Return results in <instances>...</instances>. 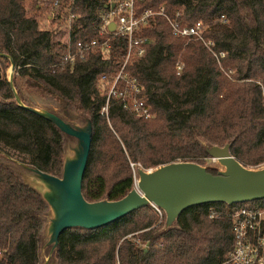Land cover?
Segmentation results:
<instances>
[{
  "label": "trees",
  "instance_id": "trees-1",
  "mask_svg": "<svg viewBox=\"0 0 264 264\" xmlns=\"http://www.w3.org/2000/svg\"><path fill=\"white\" fill-rule=\"evenodd\" d=\"M37 1L0 0V151L60 174L61 134L49 120L15 104L5 75L10 58L19 76L13 84L23 100L21 84L90 116L91 144L81 183L87 201L125 195L134 184L130 164L144 169L175 161L203 164L209 155L200 140L216 145L231 140L230 153L240 163L264 162V0L137 2L138 13L163 8L183 24L202 21L214 50L224 53L218 64L201 42L174 35L163 16L149 17L142 29L145 52L126 66L143 87L152 113L148 119L135 117L113 99L101 112L106 96L99 79L118 71L126 38L110 37L106 57L96 47L66 63L56 42L58 23L55 29L42 28L30 14L27 5L38 9ZM105 1L75 0L73 42L101 39ZM178 60L184 66L176 74ZM3 161L0 154V264H38L47 205ZM247 204L264 208V199ZM237 207L192 206L177 217L176 227L163 231L164 214L152 206L100 228L65 229L58 238L57 264H227L233 236L226 213ZM210 208L219 216L211 217Z\"/></svg>",
  "mask_w": 264,
  "mask_h": 264
},
{
  "label": "water",
  "instance_id": "water-1",
  "mask_svg": "<svg viewBox=\"0 0 264 264\" xmlns=\"http://www.w3.org/2000/svg\"><path fill=\"white\" fill-rule=\"evenodd\" d=\"M109 29H114L113 23L109 24ZM9 61L5 75L15 104L52 122L62 138L59 175L42 171L0 151L3 163L37 191L47 205L42 214L38 264H57L58 238L65 229L100 228L137 209L156 206L164 214L163 231L176 227L177 217L192 206L232 205L264 199V162L256 166L243 165L230 153L231 140L223 145L200 140L205 152L219 167L190 161H175L148 169L138 165L133 186L121 198L87 201L81 183L91 144L90 116H74L72 107L60 102L50 108L30 102L25 95L23 100L13 84L16 69L10 58Z\"/></svg>",
  "mask_w": 264,
  "mask_h": 264
},
{
  "label": "built area",
  "instance_id": "built-area-1",
  "mask_svg": "<svg viewBox=\"0 0 264 264\" xmlns=\"http://www.w3.org/2000/svg\"><path fill=\"white\" fill-rule=\"evenodd\" d=\"M139 1L142 0H106L105 9L100 14L98 29V36L101 39L95 38L90 41H72L74 17L72 9L75 6V0H67L62 4L59 0H53L52 8L54 10L53 18L58 21L62 20L64 23V37L61 40L59 51L66 63L73 64L96 47H100L103 56L106 57L109 51L110 37L119 35L126 38L125 52L118 71L112 75H102L99 79L102 93H105L106 96L101 112H107L109 101L113 99L119 101L123 110L130 112L135 117L148 119L152 113L150 106L141 95L143 87L134 76L126 71V66L145 52L147 38L143 36L142 29L147 25L149 17L163 16L174 35L184 38L186 41L201 42L215 57L218 64L224 57V53L214 50L213 42L205 36L206 25L202 21L196 20L190 25L183 24L182 21L167 15L163 8H159L157 11L147 9L138 13L136 5ZM110 23L114 24L113 30L109 29ZM183 66L184 63L179 60L175 63L176 74L182 71ZM153 208L159 215L162 214L161 209L156 206ZM209 213L211 217L219 216V213L213 208L209 209ZM226 214L230 219L233 244L225 263L264 264V208L239 206Z\"/></svg>",
  "mask_w": 264,
  "mask_h": 264
},
{
  "label": "rangeland",
  "instance_id": "rangeland-1",
  "mask_svg": "<svg viewBox=\"0 0 264 264\" xmlns=\"http://www.w3.org/2000/svg\"><path fill=\"white\" fill-rule=\"evenodd\" d=\"M52 1L53 0H51L49 3V2H44L42 0H38L37 4H36L37 7L39 6L38 9L33 8L30 5H27V6H28L29 11L31 12L30 14H32V15L34 14L37 17V20H38L40 27L55 29L57 27V23H58L59 33L56 36V42L60 43V46H61V40L64 37V31H63L64 23L62 20L58 21L57 19L54 18L56 20V21H54L52 19L53 13H54V10L52 8ZM49 15L52 17H49ZM18 77H19L18 73L16 72L14 74L13 78H14V80H16ZM21 89L23 90V93H24L25 97L27 98V100H29L30 102H32L36 105L50 106V108L57 106L58 101L51 98L50 96H42V95L35 94L32 92V90L30 88H28L27 86L22 85V84H21ZM71 112L74 113V116L79 114L78 117L88 115L86 111L77 110L75 108H71ZM2 148L5 149L6 151H8L9 153H11L12 155H14L15 157L19 158V159H22L24 161L28 160L27 156L20 154V153H17L8 147L2 146ZM203 164L208 166V167H219L218 163L215 160L211 159L210 157L206 158L205 162ZM137 166L138 165L134 166L133 164H130V168H131L133 178H135ZM252 202H256V201H252ZM247 203H249V202L238 203L237 205L238 206H249Z\"/></svg>",
  "mask_w": 264,
  "mask_h": 264
}]
</instances>
